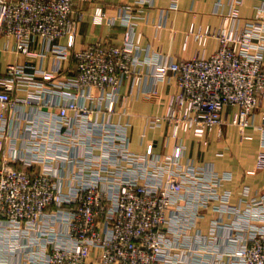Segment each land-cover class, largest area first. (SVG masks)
<instances>
[{"label": "built area", "instance_id": "obj_1", "mask_svg": "<svg viewBox=\"0 0 264 264\" xmlns=\"http://www.w3.org/2000/svg\"><path fill=\"white\" fill-rule=\"evenodd\" d=\"M241 2L228 0L223 24L195 34L217 41L211 55L175 61L141 57L133 5L122 9L120 45L103 38L71 52L59 40L75 34V0H0V37L27 59L0 71V264H264V197L231 207V193H220L231 176L181 165L177 145L181 131L217 129L225 107L236 109L231 125L250 127L264 99V18L243 20ZM103 19L99 10L93 22ZM144 66L154 84L179 89L164 115L149 118L172 130L161 161L130 153V123H112L120 89L138 86ZM258 129L261 170L264 112ZM207 213L216 219L203 234L197 222Z\"/></svg>", "mask_w": 264, "mask_h": 264}, {"label": "crops", "instance_id": "obj_2", "mask_svg": "<svg viewBox=\"0 0 264 264\" xmlns=\"http://www.w3.org/2000/svg\"><path fill=\"white\" fill-rule=\"evenodd\" d=\"M138 1L142 0H75V34L59 40V44L70 47L71 52L103 38L113 45H120L126 32L120 23L122 9L133 5L136 8L134 36L138 40L142 58L167 57L184 61L199 56L208 57L218 48L215 39L201 42L194 36L207 29H218L223 24L224 16L228 13V0H178L174 8L171 0H151L150 6L136 5ZM99 10L103 12L104 19L97 24L93 22V17ZM238 10L243 20L256 15L264 18V1L242 0ZM112 19L114 24L109 22ZM38 44L34 43L32 50L40 51ZM6 46L8 51L4 50ZM13 47V40L0 37L1 72L8 64L27 61L12 52ZM36 63L37 60L32 64ZM52 64V59L48 57L45 68L51 69ZM153 72V67L144 66L138 86L131 87V80L122 86L121 101L116 108L119 114L112 117V123H130L126 133V148L130 153L161 161L173 151L175 141L171 137L172 130L164 123L150 127L149 118L164 115L169 101L179 93V89L174 81L154 84ZM263 112L264 99L250 117L251 126L238 129L231 125L236 109L225 107L223 123L214 131L207 134L181 131L177 137V145L182 148L181 165L231 176V181L223 184L220 193L230 192L229 205L239 211L246 209L250 199L264 197V169H255L261 136L258 127L263 123ZM110 131H113L111 127ZM214 219L216 215L207 213L198 220V229L206 234ZM223 222L232 226L238 223L227 215L223 216ZM227 232H219L217 244L221 250L227 249Z\"/></svg>", "mask_w": 264, "mask_h": 264}, {"label": "rangeland", "instance_id": "obj_3", "mask_svg": "<svg viewBox=\"0 0 264 264\" xmlns=\"http://www.w3.org/2000/svg\"><path fill=\"white\" fill-rule=\"evenodd\" d=\"M208 132H205V133H203V134H207ZM198 134H200V133H198Z\"/></svg>", "mask_w": 264, "mask_h": 264}]
</instances>
